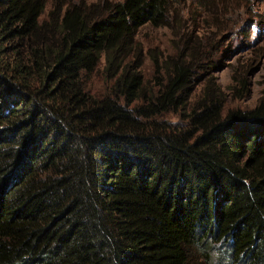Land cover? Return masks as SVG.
I'll use <instances>...</instances> for the list:
<instances>
[{"label": "trees", "instance_id": "16d2710c", "mask_svg": "<svg viewBox=\"0 0 264 264\" xmlns=\"http://www.w3.org/2000/svg\"><path fill=\"white\" fill-rule=\"evenodd\" d=\"M48 1L0 0V264H264V102L225 108L193 44L148 84L169 0Z\"/></svg>", "mask_w": 264, "mask_h": 264}, {"label": "rangeland", "instance_id": "374dc122", "mask_svg": "<svg viewBox=\"0 0 264 264\" xmlns=\"http://www.w3.org/2000/svg\"><path fill=\"white\" fill-rule=\"evenodd\" d=\"M169 7V25L147 24L137 35L138 45L144 51L138 69L148 84L154 83L155 57L174 54L178 45L193 44L201 50V63L211 65L206 67L207 75L200 67L195 71L198 76H213L224 92L225 108L248 109L264 102V0H169ZM87 77L86 88L93 95L102 96L112 84L104 72L103 60ZM205 82L204 78L191 84L188 106ZM179 111L171 110L162 118L179 121ZM221 247L214 248L217 258Z\"/></svg>", "mask_w": 264, "mask_h": 264}]
</instances>
